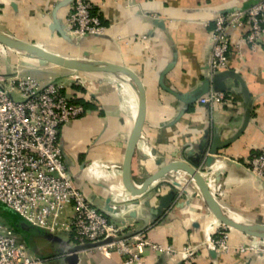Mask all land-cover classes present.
Masks as SVG:
<instances>
[{"label": "crops", "instance_id": "0c3cea01", "mask_svg": "<svg viewBox=\"0 0 264 264\" xmlns=\"http://www.w3.org/2000/svg\"><path fill=\"white\" fill-rule=\"evenodd\" d=\"M90 1L105 25L99 35L76 38L53 29L54 20L63 22L75 0H0V30L64 56L131 67L142 79L147 97L132 164L135 183L173 160L198 164L229 215L264 224V179L247 168L253 155L264 153V44L256 51L246 45L239 48V32L232 31L229 66L224 71L233 74L219 77L220 84L232 87L229 101L212 107L199 105L197 98L209 74L214 19L258 0ZM3 48L8 53L0 51V74L19 72L42 83L53 79L64 85L69 96L92 105L61 128L60 141L74 183L112 221L131 224L132 233L142 230L163 246L177 250L195 246L194 264H264V239L231 227V250L212 252L207 228L216 226V218L203 197L193 195L192 185L186 186L185 172L171 174L186 188L182 195L171 176L141 193L126 187L122 164L139 106L138 91L127 77L72 71ZM16 52L24 57L19 60ZM212 150L217 154L211 157ZM64 214L72 215L73 207ZM26 231L31 253L64 264L62 255L72 244L69 234L51 233L42 226L35 232L30 225ZM33 233L45 241L33 239ZM141 256L145 264H180L177 255L150 248L142 250ZM82 260L84 264H125L118 253L106 256L95 249L85 250Z\"/></svg>", "mask_w": 264, "mask_h": 264}, {"label": "built area", "instance_id": "2783aa9c", "mask_svg": "<svg viewBox=\"0 0 264 264\" xmlns=\"http://www.w3.org/2000/svg\"><path fill=\"white\" fill-rule=\"evenodd\" d=\"M93 8L90 0H75L72 11L63 21L68 35L82 38L105 32V25L100 16L93 13ZM234 30L239 32V48L246 45L253 51L261 49L264 0L247 8L230 9L214 19L209 35L210 77L228 68ZM228 99V92L211 88L198 104L213 107L227 103ZM85 112L84 105L74 102L62 83L53 79L42 83L32 75L19 72L11 76L0 74V202L15 210L27 223L42 226L51 233L69 234L72 244L99 243L132 233L134 228L131 224L112 221L107 212L74 183L68 172L60 141L61 128ZM247 168L264 179V153L253 155ZM171 179L172 183L176 181L172 176ZM185 184L192 185L193 195L200 196L189 176ZM178 190L182 195L186 188L180 186ZM69 206L73 207L70 216L64 214ZM215 221V227L207 228V244L215 252H229L230 227ZM145 248L177 255L180 264H194L197 257V248L193 245L177 250L155 243L143 233L88 250L95 249L106 256L116 252L125 264H145L141 256ZM240 250L244 251L245 247ZM0 264L54 263L31 253L13 229L0 220Z\"/></svg>", "mask_w": 264, "mask_h": 264}, {"label": "water", "instance_id": "95a60500", "mask_svg": "<svg viewBox=\"0 0 264 264\" xmlns=\"http://www.w3.org/2000/svg\"><path fill=\"white\" fill-rule=\"evenodd\" d=\"M54 30L59 31L62 34L68 35L64 24L61 21L54 20L52 25ZM0 44L12 49L24 53L26 55L40 58L48 63L62 67L64 69L82 72V73H109L123 75L127 77L131 83L136 87L138 91L139 106L138 112L133 126L132 132L127 142L125 156L122 164V176L123 182L126 187L135 192L141 193L149 188L150 185L162 180L168 179L173 172H185L190 180L197 186L200 196L203 197L207 206L215 216L217 220L225 225L241 231L250 236L264 239V224L256 222H244L239 221L229 215L221 206L217 198L214 196L209 188L208 182L204 176L203 169L198 164H190L185 160H173L163 165L158 171L148 176L142 183H135L133 179L132 164L136 151L138 141L142 135L146 113H147V97L146 89L142 79L131 68L123 64L114 63L110 61H95L86 58H74L64 56L40 46L37 43L29 42L24 39L9 35L0 30ZM231 75L232 71H221L206 79V86L203 90L197 93V98H201L213 88L216 92H228L232 91V87L224 86L219 83V77L223 75ZM217 154L216 151H209V156ZM209 157V158H211ZM173 185L179 188L181 184L177 181L173 182ZM187 193V190L184 191ZM177 196V195H176ZM109 208V205L106 204ZM150 218L146 219V226L149 224ZM142 230L128 233L118 238H107L99 243H86V244H69L66 252L62 255L64 264H84L81 259V252L90 248L97 247L102 244L111 243L113 241L122 240L128 238L134 234L141 233ZM213 253H216L212 250Z\"/></svg>", "mask_w": 264, "mask_h": 264}, {"label": "rangeland", "instance_id": "374dc122", "mask_svg": "<svg viewBox=\"0 0 264 264\" xmlns=\"http://www.w3.org/2000/svg\"><path fill=\"white\" fill-rule=\"evenodd\" d=\"M0 47H2L1 48L2 50L0 49V51H6L8 53V50L6 48H3L4 46H2L0 44ZM22 55H24V54H21V53L17 54V52H16V56L19 58V60L22 59L21 57H24ZM0 64H2L1 61H0ZM0 220L4 226L12 228L13 231L16 233V235L26 244L27 248L32 250L30 245H29V239H28L29 233H28V231H25V229H22L20 227V222L23 221L22 217L15 210L4 205L2 202H0ZM27 224L31 226L33 231H35V232L38 231L39 226H36L34 224H30V223H27ZM42 231L46 232L45 230H42ZM32 236H34L33 239H35L39 242L45 241L44 238H42V237L40 238L38 236H37L38 238L36 239L35 233H33Z\"/></svg>", "mask_w": 264, "mask_h": 264}, {"label": "trees", "instance_id": "16d2710c", "mask_svg": "<svg viewBox=\"0 0 264 264\" xmlns=\"http://www.w3.org/2000/svg\"><path fill=\"white\" fill-rule=\"evenodd\" d=\"M96 11H97V8H93V13H95ZM103 24H104V22H103ZM73 101L76 103L83 104L85 108L92 107V105L88 101L84 100L83 98H76L75 97V98H73ZM20 227L22 229H25V231H26V229L29 228V225L23 220L20 222Z\"/></svg>", "mask_w": 264, "mask_h": 264}]
</instances>
